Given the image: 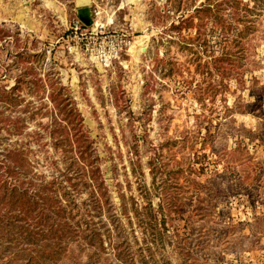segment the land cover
Instances as JSON below:
<instances>
[{
  "label": "rangeland",
  "instance_id": "obj_1",
  "mask_svg": "<svg viewBox=\"0 0 264 264\" xmlns=\"http://www.w3.org/2000/svg\"><path fill=\"white\" fill-rule=\"evenodd\" d=\"M202 1L0 0V26L20 33L2 44L41 54L35 71L68 87L132 250L158 264H264V13L240 42L209 24L185 44L195 31L170 24ZM86 8L94 22L75 31ZM222 52L233 63L211 68ZM129 196L158 210L147 230L121 213ZM104 247L100 264H119Z\"/></svg>",
  "mask_w": 264,
  "mask_h": 264
},
{
  "label": "trees",
  "instance_id": "obj_2",
  "mask_svg": "<svg viewBox=\"0 0 264 264\" xmlns=\"http://www.w3.org/2000/svg\"><path fill=\"white\" fill-rule=\"evenodd\" d=\"M263 13L264 0H204L169 30H194L196 36L185 39L191 44L210 24L211 29L220 27L224 40L229 36L240 42ZM19 36V30L0 26V79L13 80L10 86L0 85V264H100L105 242L119 264H158L132 250L116 223L101 159L68 87L58 77L35 71L32 64L41 54L2 44ZM231 53L222 52L207 64L229 68L224 63H233ZM3 54L11 58L7 65ZM25 89L38 105L28 100L22 106ZM17 107L21 114L5 113ZM31 123L34 128L29 129ZM148 164L151 173L159 168L157 158ZM145 198L142 205L129 196V207L120 201L122 214L133 213L129 226L134 218L138 228L147 230L157 218L158 210ZM108 224L119 227L116 241H111Z\"/></svg>",
  "mask_w": 264,
  "mask_h": 264
},
{
  "label": "water",
  "instance_id": "obj_3",
  "mask_svg": "<svg viewBox=\"0 0 264 264\" xmlns=\"http://www.w3.org/2000/svg\"><path fill=\"white\" fill-rule=\"evenodd\" d=\"M86 12L84 9L77 10V18L80 20L82 25L84 26H91L93 24V18L91 17L90 11L86 8Z\"/></svg>",
  "mask_w": 264,
  "mask_h": 264
},
{
  "label": "built area",
  "instance_id": "obj_4",
  "mask_svg": "<svg viewBox=\"0 0 264 264\" xmlns=\"http://www.w3.org/2000/svg\"><path fill=\"white\" fill-rule=\"evenodd\" d=\"M82 23L80 22L79 19H76L73 23H72V29H74L75 31L77 30H81L82 29Z\"/></svg>",
  "mask_w": 264,
  "mask_h": 264
}]
</instances>
